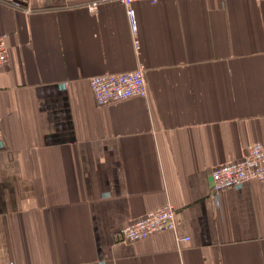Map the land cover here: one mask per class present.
Wrapping results in <instances>:
<instances>
[{
    "label": "crops",
    "instance_id": "1",
    "mask_svg": "<svg viewBox=\"0 0 264 264\" xmlns=\"http://www.w3.org/2000/svg\"><path fill=\"white\" fill-rule=\"evenodd\" d=\"M94 1L0 0V264H264V183L211 181L264 145V0ZM167 204L174 232L116 238Z\"/></svg>",
    "mask_w": 264,
    "mask_h": 264
},
{
    "label": "built area",
    "instance_id": "2",
    "mask_svg": "<svg viewBox=\"0 0 264 264\" xmlns=\"http://www.w3.org/2000/svg\"><path fill=\"white\" fill-rule=\"evenodd\" d=\"M111 1H116L127 9V15L133 24L134 13L131 5L134 2L144 1L154 4L158 0H95L89 9L95 10L99 3ZM8 63V49L0 38V69L6 67ZM88 83L98 106H106L133 97H145L148 93L143 67L129 72L93 76ZM1 141L0 131V143ZM211 181L214 194L226 189H238L250 181L264 183V145L259 143L249 145L245 156L240 161L214 168L211 173ZM175 229V209L172 205L167 204L126 224L115 235L120 241L135 242L146 239L153 234L174 232ZM179 241L187 242L189 238H182Z\"/></svg>",
    "mask_w": 264,
    "mask_h": 264
}]
</instances>
